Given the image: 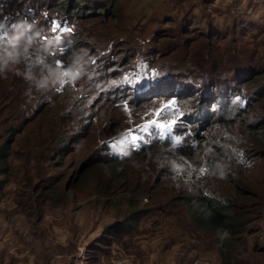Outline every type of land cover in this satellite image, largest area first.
<instances>
[{
	"label": "rangeland",
	"instance_id": "rangeland-1",
	"mask_svg": "<svg viewBox=\"0 0 264 264\" xmlns=\"http://www.w3.org/2000/svg\"><path fill=\"white\" fill-rule=\"evenodd\" d=\"M59 2L0 0V264H264V142L249 131L264 116V97L241 121L194 126L183 121L186 96L117 91L148 81L125 50L164 35L150 67L186 69L170 75L178 93L228 84L246 99L264 84V0H116L115 16L71 22ZM117 41L125 42L114 47L117 60L125 56L119 66L107 64ZM169 42L175 48L165 49ZM106 66L118 72L103 79ZM89 164L97 166L79 170ZM177 189L257 203L243 247L223 262L216 235L168 202L183 196Z\"/></svg>",
	"mask_w": 264,
	"mask_h": 264
},
{
	"label": "trees",
	"instance_id": "trees-1",
	"mask_svg": "<svg viewBox=\"0 0 264 264\" xmlns=\"http://www.w3.org/2000/svg\"><path fill=\"white\" fill-rule=\"evenodd\" d=\"M58 8L60 9L62 19L71 22L77 19H87L92 17H97L99 15H102L106 12L108 14L116 15L120 9L117 5H115L116 0H59ZM57 5V4H56ZM55 5V6H56ZM53 7V6H52ZM82 7V8H81ZM89 11V12H88ZM107 14V13H106ZM159 31V30H157ZM169 33V32H168ZM164 35H161L159 37H162ZM36 37V36H35ZM158 36L153 39V44L151 48H145L141 50H134L132 49L131 52L129 50H125V53H134V57L137 55V57L140 59V65L135 64L136 68L139 66L138 71L136 73V77L140 79H147L148 81L143 83L145 86L139 87L140 90H137L133 86L131 90H127L124 85L120 87L117 91H119L121 88L122 90L120 92H123V98L125 97H135L141 98L145 97L146 95H150L151 93H160V95H155V97H164V96H172L179 98V100L185 98L192 106H188L186 111L183 112L184 119L183 121L190 124L191 119H193L194 126H199L202 123H213L219 119H231V120H239L241 121V117H243L250 108H252L253 103H257L260 101L263 96H260V92L264 89V84H261V81H258L256 85H259L256 89V92L253 91H247L246 94L248 97L246 99H243L241 101L234 98V96L231 95V88L230 85L226 84L224 88L221 89H213L214 86H211L210 89L204 88L201 90V84L197 83L199 86L195 92H192V89L189 88V93H178V88L173 86L171 82L176 80V77H173L174 75H182L183 73H186L181 69V66L178 67L177 63L171 62V66H168L167 68L160 71V73H157L158 70L150 67L158 58L163 56V53L165 50L163 48H159L156 46V39L159 38ZM25 39H34L32 35H29ZM53 43L56 41L55 38L52 37ZM118 42V41H117ZM123 41H119L118 44H115V42L111 43L110 46H112L107 50L109 53L107 57H109L110 63H116V65H120V62L125 58V56L122 57L121 61L117 60L118 53L121 51L118 49H114V47H119L121 44L123 45ZM151 43V41H149ZM39 44L43 45L41 46L44 49H47L51 52L50 53H57L58 56L60 55V52L56 51L54 52L53 49L46 45L45 42H38ZM38 44V45H39ZM115 44V45H113ZM129 45L130 43H126ZM14 45L13 48H15ZM165 49H172L175 48L174 45H172L170 42L165 44ZM171 47V48H169ZM151 49V50H150ZM69 50H66L63 55L64 56ZM112 51V52H111ZM133 51V52H132ZM135 51V52H134ZM136 53V54H135ZM162 54V55H161ZM53 55V54H52ZM140 57H139V56ZM160 55V56H159ZM57 56V57H58ZM153 56V57H151ZM60 57V56H59ZM158 57V58H157ZM157 58V59H156ZM50 59V58H49ZM134 59V58H133ZM126 60V59H125ZM127 64V62H126ZM125 64V65H126ZM148 64L147 70L145 72L142 69V66ZM177 68H176V67ZM116 67V66H115ZM174 67V68H173ZM184 68V66H182ZM115 72H112L109 75L108 66L103 68V73L100 75L103 79H108L110 76L115 74L117 71V68H115ZM122 70V69H120ZM155 72V73H153ZM193 72V71H192ZM150 73V74H149ZM190 73V72H187ZM223 72L216 74V77H213V79H210L209 81L217 80V83L220 82L221 78L223 77ZM173 75V76H170ZM170 76V77H169ZM196 76V74H195ZM259 74L254 75L252 78L242 82L244 85L249 84L250 82L255 81L258 79ZM198 78V77H197ZM191 83H195L196 80H190ZM106 87V94H112L115 92V88L117 86L112 84H105ZM216 85V84H214ZM170 86V87H169ZM232 86V84H231ZM114 87V89H113ZM169 87V88H167ZM168 89L167 92H164V89ZM144 93V94H143ZM172 94V95H171ZM226 117H224V116ZM199 129V128H198ZM197 130V129H196ZM251 133L257 135L256 138L259 137V140L261 143L264 142V116L260 117L259 120H257L255 123H252L250 125ZM11 134L13 133L10 132ZM168 145V141H165ZM169 146V145H168ZM109 164L111 162H108ZM97 165L89 164L84 167H80L79 170H85L84 172H88L89 170H93ZM233 182V181H232ZM236 190L241 191L243 190L240 188L238 184L235 182ZM180 189H177V191ZM182 191V190H181ZM179 193L183 194V192L178 191ZM245 195H249L251 197L258 198V194H252L247 193ZM168 202H180L181 205L184 207V211L186 214V217L189 219V223L195 227L196 229L202 231L203 233H211L216 235V242L218 245V253L224 262L225 260L229 259V253L232 254L233 251H235L236 247H243L244 245V238L243 235L246 233H249L247 229V226L251 225L254 220L251 219L252 215L254 217H259L260 212H258L255 207H258L257 203L247 205L245 203H242L240 199H237L236 197L229 195V196H217V195H211L208 193H198L194 195H184L179 198H171ZM165 206L162 204L157 205L153 209L161 210L164 209ZM255 209V210H254ZM249 217V218H247ZM251 229V228H250Z\"/></svg>",
	"mask_w": 264,
	"mask_h": 264
},
{
	"label": "snow or ice",
	"instance_id": "snow-or-ice-1",
	"mask_svg": "<svg viewBox=\"0 0 264 264\" xmlns=\"http://www.w3.org/2000/svg\"><path fill=\"white\" fill-rule=\"evenodd\" d=\"M157 115H159V113H157ZM152 124H156V121H152ZM159 127H168L167 125H158ZM145 128H147V126H145Z\"/></svg>",
	"mask_w": 264,
	"mask_h": 264
}]
</instances>
